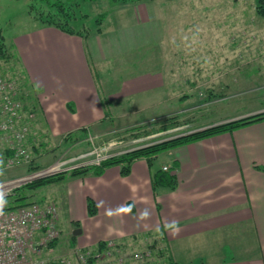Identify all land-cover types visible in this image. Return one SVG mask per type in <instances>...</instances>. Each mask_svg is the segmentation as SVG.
Listing matches in <instances>:
<instances>
[{
  "label": "crops",
  "instance_id": "obj_1",
  "mask_svg": "<svg viewBox=\"0 0 264 264\" xmlns=\"http://www.w3.org/2000/svg\"><path fill=\"white\" fill-rule=\"evenodd\" d=\"M147 1H129L136 27L151 20ZM33 23L8 45L20 57L29 83L37 91L40 128L49 131L54 140L87 129L89 135L98 137L97 143L106 142L120 137L115 134L119 129L130 127L116 128L120 120L129 123L137 113L152 115L173 106L169 96L183 83L179 86L172 81L178 78L172 77L168 65L178 61L169 56L168 47H152L148 53L138 54V61H129L142 64L140 70L103 86L95 78L92 64L107 62L101 36L115 33L120 26L111 24L107 33L100 27L87 34L92 40V62L84 34ZM226 119L207 120L190 131ZM74 148H78L75 155L87 150L88 144ZM164 166L170 169L166 171ZM159 170L173 176L176 186H155ZM61 181V199L51 196L38 201L53 200L59 205L61 228L71 230L70 249L96 248L111 241L119 247L130 242H158L169 261L177 264H264V119L177 146L161 153L152 166L146 158H138L128 175L114 165L101 175L90 172ZM90 201L96 209L93 215L88 210ZM77 228L82 232L74 235Z\"/></svg>",
  "mask_w": 264,
  "mask_h": 264
},
{
  "label": "rangeland",
  "instance_id": "obj_2",
  "mask_svg": "<svg viewBox=\"0 0 264 264\" xmlns=\"http://www.w3.org/2000/svg\"><path fill=\"white\" fill-rule=\"evenodd\" d=\"M45 1L0 0V27L7 43L33 22L42 23V16H49ZM76 1L81 13L88 14L83 22L88 31L100 27L108 30L111 24L121 27L115 33H107L106 30V36H101L100 45L108 56L107 62L92 64L94 76L103 86L105 82L112 84L114 78L122 77L127 72L140 70L143 65L132 61L138 54L148 53L152 47H168L169 56L178 61L168 65L172 77L178 78L172 79L173 83L178 82L179 86L183 83L178 89L175 86L177 91L169 96L173 106L152 115L137 113L132 116L136 117L134 120H128L129 123L120 120L116 124V128L123 125L132 129L138 127L129 133L130 137L123 136L126 148L142 143L139 140L137 143L132 142L137 137L153 142L169 135L189 132L207 120L227 118L231 121V117L264 109V17L257 12L258 0H149L146 3L151 20L145 22L149 24L138 27L134 24V6L131 2ZM91 42V36H87L89 56L92 52ZM90 58L92 61L93 58ZM128 65L131 70L122 69ZM0 74L8 78L13 76V71L2 61ZM17 76L20 78L19 73ZM29 90L23 89V92L29 93ZM32 90L31 94L37 98V91ZM26 100L30 101V98ZM139 126L142 127L139 129ZM122 130L119 129L115 134ZM77 136L78 141L71 146L61 143L57 147L56 142L50 143L46 149L41 146L37 162L47 166L61 157L73 156L78 148H72L87 144L89 134L85 131ZM162 157L165 159L164 155ZM24 166L27 165L0 170V181L26 174ZM63 185L64 182L59 181L42 186L32 191L34 195L31 200L38 201L51 196L61 199ZM24 192L31 193L29 189ZM62 235L60 250L55 252L57 255L69 254V242L72 240L70 227H64ZM96 248L80 249L89 251ZM114 259L112 264H170L166 249L160 248L158 242H130L122 245Z\"/></svg>",
  "mask_w": 264,
  "mask_h": 264
},
{
  "label": "built area",
  "instance_id": "obj_3",
  "mask_svg": "<svg viewBox=\"0 0 264 264\" xmlns=\"http://www.w3.org/2000/svg\"><path fill=\"white\" fill-rule=\"evenodd\" d=\"M19 94L20 85L16 78L0 76V170L28 166L34 160L28 140L31 132L35 135L32 127L36 114L25 108ZM97 138L89 135L90 147L83 152L0 181V202L28 183L77 168L101 165L108 158L150 142L137 137L132 142L139 140L142 143L126 148L123 137L102 143H97ZM7 151L12 152L8 155ZM169 169L164 166V170ZM61 237L60 208L55 201H34L13 209L0 206V264H112L119 249V244L111 241L102 251H84L77 247L69 254L57 255L55 246Z\"/></svg>",
  "mask_w": 264,
  "mask_h": 264
},
{
  "label": "trees",
  "instance_id": "obj_4",
  "mask_svg": "<svg viewBox=\"0 0 264 264\" xmlns=\"http://www.w3.org/2000/svg\"><path fill=\"white\" fill-rule=\"evenodd\" d=\"M129 1L132 2L138 0H125V2H129ZM45 2L47 4V7L49 8L47 10L49 16L48 15H45L47 17L42 16L41 17L42 23L56 26L68 33H78L87 36V34L90 32L88 31L87 28H84L85 26L83 23L84 19L88 17V14L81 13V11L78 8L79 3H77L76 0H58V1L46 0ZM257 12L260 16L264 17V0H258ZM98 21H101V19H99ZM2 61L8 64L10 69L13 71V76L8 78H16L17 80H19L20 90H22L19 96L23 100L25 108L32 109L36 114L34 121L35 123L33 124L32 127L35 135H31L28 140L29 142L28 145L32 151L34 160L30 165L24 166L25 168L24 167L23 168L25 169V172H30L32 170L43 168L45 167V165L43 166L39 162H37V155L40 153L41 146L42 148L46 149L50 143L54 144L55 142L58 143L57 147L61 145V143L71 146L76 140L78 141L77 135H79L80 132L84 133L87 129H82L78 132H70L64 137H61L58 140H54L51 134L49 133V131L42 130L40 128L41 119L38 118L37 99L31 94L33 93L32 90L33 88H31V84L29 83L26 77V73L22 66L20 57L18 56L16 51L11 46L8 45L6 38L0 27V62ZM17 73L20 74V78H18ZM0 76L6 77L4 74L3 75L0 74ZM23 89L26 91L30 89L29 90L30 92L29 91H28L29 93H27L26 91L23 92ZM25 98L26 99L30 98V101L26 100ZM263 119H264V111L250 116L242 117L239 119H234L231 121L212 125L204 129L195 130L191 132L189 131L177 135H171V136L169 135L168 137H165L161 140L149 142L148 144L142 147L108 158L105 161H103L101 165L82 167V168L73 169L68 172L57 173L54 175H50L38 179L26 185H23L15 189L8 197L2 200L0 202V206L13 209L37 201V200H31L34 195L32 191L42 186L59 182L64 178H66V176L79 177V176H84L90 172L95 173L97 175H101L103 174L104 170L107 167L114 165L121 166L122 174L128 175L130 173L132 162L138 158L141 157L146 158L149 165L152 166L154 161L161 153L169 151L177 146L187 144L202 138L214 136L222 132L233 131L239 127ZM141 127L142 126H139V129ZM133 129L137 130L138 127ZM133 129L130 127L125 128L122 131L118 132L116 136L129 135L130 137V134L133 133L134 131ZM138 134L139 136H141L140 135L141 133ZM35 139H37V141ZM86 143L88 144V148H89L90 142H86ZM7 152H8L7 154L10 155L12 151H7ZM154 185L155 186L164 185L173 188L176 186V180L166 171L159 170L154 176ZM25 189H29L31 193H25L24 192ZM39 202H43V200ZM88 210L90 215H93L96 212L95 205L91 201L88 204ZM106 245H107L106 242H102L95 250L102 251L106 247ZM170 264H177V263L170 262Z\"/></svg>",
  "mask_w": 264,
  "mask_h": 264
},
{
  "label": "water",
  "instance_id": "obj_5",
  "mask_svg": "<svg viewBox=\"0 0 264 264\" xmlns=\"http://www.w3.org/2000/svg\"><path fill=\"white\" fill-rule=\"evenodd\" d=\"M82 232V230L80 228H77L74 230V235H78Z\"/></svg>",
  "mask_w": 264,
  "mask_h": 264
}]
</instances>
